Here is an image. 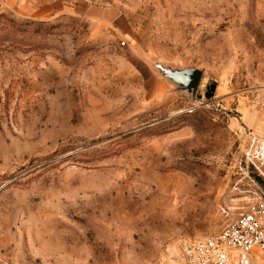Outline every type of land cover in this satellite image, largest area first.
Masks as SVG:
<instances>
[{"label":"rangeland","instance_id":"1","mask_svg":"<svg viewBox=\"0 0 264 264\" xmlns=\"http://www.w3.org/2000/svg\"><path fill=\"white\" fill-rule=\"evenodd\" d=\"M252 136L264 0H0V264H183L246 211Z\"/></svg>","mask_w":264,"mask_h":264},{"label":"built area","instance_id":"2","mask_svg":"<svg viewBox=\"0 0 264 264\" xmlns=\"http://www.w3.org/2000/svg\"><path fill=\"white\" fill-rule=\"evenodd\" d=\"M234 176L232 191L244 202L246 211L217 235L182 241L183 264H264V140L249 138L234 163Z\"/></svg>","mask_w":264,"mask_h":264},{"label":"water","instance_id":"3","mask_svg":"<svg viewBox=\"0 0 264 264\" xmlns=\"http://www.w3.org/2000/svg\"><path fill=\"white\" fill-rule=\"evenodd\" d=\"M154 69L157 74L176 86L179 92L188 95H194L202 76V72L198 69L178 70L164 67L160 64H156Z\"/></svg>","mask_w":264,"mask_h":264},{"label":"crops","instance_id":"4","mask_svg":"<svg viewBox=\"0 0 264 264\" xmlns=\"http://www.w3.org/2000/svg\"><path fill=\"white\" fill-rule=\"evenodd\" d=\"M95 14H97V11H93ZM110 16L111 19H110V22L116 26H118L119 28H122L124 26V20L121 18L120 15H117V14H113L112 12H107V13H102V12H99V16ZM109 21V20H108Z\"/></svg>","mask_w":264,"mask_h":264}]
</instances>
